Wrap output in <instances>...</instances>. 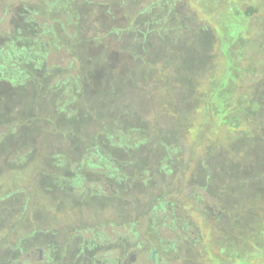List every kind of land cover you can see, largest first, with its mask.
I'll list each match as a JSON object with an SVG mask.
<instances>
[{
	"label": "rangeland",
	"instance_id": "1",
	"mask_svg": "<svg viewBox=\"0 0 264 264\" xmlns=\"http://www.w3.org/2000/svg\"><path fill=\"white\" fill-rule=\"evenodd\" d=\"M64 3L60 15L47 10ZM250 6L246 24L228 15ZM240 30L233 73L228 50ZM6 44L17 47L0 60V264H60L49 240L30 234L41 229L89 241L63 251L62 264H226L224 233L238 224L249 238L264 220L247 203L264 195V0H0V55ZM21 82L18 95L1 85ZM108 131L146 138L118 153L119 136L106 144L112 160L145 168L140 181L114 199L59 194L56 208L59 154L72 152L62 169L71 177L79 153L108 148ZM98 175L88 174L90 190L116 191ZM151 221L153 244L137 246L145 238L131 228Z\"/></svg>",
	"mask_w": 264,
	"mask_h": 264
},
{
	"label": "trees",
	"instance_id": "2",
	"mask_svg": "<svg viewBox=\"0 0 264 264\" xmlns=\"http://www.w3.org/2000/svg\"><path fill=\"white\" fill-rule=\"evenodd\" d=\"M210 3V1H208ZM207 2V3H208ZM206 3V4H207ZM60 5V6H59ZM64 6H61V4L57 5V9L56 10H52L51 7H49V9H47L50 13H58L59 15L62 14L63 12H65L66 10H70L71 7H67V5L64 3ZM253 11L252 10V6H250V8L245 11V14L241 13L240 10L234 12V14L237 15V19L234 17V14H228L229 16H231V18H233L235 21L237 22V20L241 21L242 23H245L248 21V19L252 18L253 16ZM227 15V17H228ZM248 16V19H244ZM56 20V19H55ZM57 21V20H56ZM246 26V25H245ZM246 28V27H245ZM244 28V29H245ZM242 31L240 30L239 34H237V36L235 37L234 40H232V42L229 45V54H230V58H231V69L233 70V73L237 71V69L240 67V62H239V54H235V51H238L236 49L233 48L234 44L237 43L236 41H239L238 38L240 37V35H242ZM235 54V55H234ZM237 78H233L230 81H227V84H233L235 82H237L238 79V74L236 73ZM226 85V84H225ZM224 84L219 88L218 93H222L221 95H223L221 97V103L218 106L220 113H222V120L223 117L226 115L227 111H225L227 109V105H229V94L230 92L228 91L227 93H225L226 90V86ZM225 93V95H224ZM34 101V100H33ZM211 106V105H210ZM216 107V106H215ZM210 109V108H209ZM214 109V108H211ZM221 109H223L221 111ZM220 121V122H224V121ZM129 135H127L125 132H106L105 136H104V140H103V145L108 144V142L114 137V135L119 136L120 140L116 145V149L114 152L113 150H108L111 149L110 145H106L108 148L105 147V149L101 148V149H97V152H92V157L88 160V162L90 163V165L93 167L94 171L91 173H100V175H98L99 177H101V179H103L105 182L109 181V186H113L116 187V191L113 192L112 194H106L105 190L102 191H97V193H95L94 191L92 192V194L96 195V197L93 198H111L114 199L116 197H119L118 195L120 194V192L122 191V188L125 187L128 191H130L134 185L135 182L140 181L139 179H137V177L139 176V174H142L145 171V168H130V167H126L124 165L123 162H120V160H118L117 158L114 160L111 159L110 154L112 152L114 153H118L119 151L122 150V148H124V144L125 141L136 138L133 142L135 147L141 146V144L143 143V141L146 140V138L142 139L141 136H138V133H134L133 131L128 133ZM77 136V135H76ZM146 137V136H145ZM73 141H75L74 144L77 143L78 140H76V137H73ZM107 142V143H106ZM98 147V146H97ZM137 150V149H135ZM110 151H112L110 153ZM113 153V154H114ZM170 155V154H169ZM115 156H117L115 154ZM103 167L105 170L104 172H102L101 170L98 171L96 170V168H101ZM90 173V174H91ZM103 173V174H102ZM88 174L86 173V176ZM134 176V181L133 182H128L127 180L124 181L125 177H131ZM123 182H126L124 184H122ZM107 185V186H108ZM128 185H130V189H128ZM101 193V194H100ZM105 195H104V194ZM91 196V195H90ZM164 197V196H163ZM89 198V197H88ZM87 198V199H88ZM86 200V199H85ZM165 201V200H164ZM131 203H133L135 206L133 208H136L138 204H136L135 201H131ZM153 204V202H151ZM171 203V202H169ZM248 203V208H250L253 212L257 213L260 212L262 215L264 214V195L261 193L259 195H256L255 197L251 198V200H249ZM164 204V202H163ZM172 204V203H171ZM138 209V208H137ZM143 214V213H142ZM242 216H245V212H243ZM242 218H240L241 220ZM263 218H261V221L258 220V222L256 223V230L250 233V237L249 238H245L242 236V234L239 232L240 230L237 228L239 227L238 224H233L232 228L233 231L235 233H233L232 229H229L228 232L224 233V239L223 242L221 243V252L225 253L226 250L229 251V257H227L226 255H222L223 259L225 261L226 264H228L229 261L231 260H235L238 258H243L246 257L248 255H252V258L254 259L252 263H246V264H264V220H262ZM237 220V219H236ZM239 221V219H238ZM237 223V221H236ZM135 226V223L133 224ZM144 228L140 227L138 228H131L134 232L135 235H143V238H145L144 240H142V242H138L137 246L141 247L142 245H144L146 243V239L148 242L153 244V221L148 222V223H143ZM235 225H237V227L235 228ZM133 226V227H134ZM242 227V226H241ZM243 228V227H242ZM240 228V229H242ZM259 230V233L258 232ZM237 230V231H236ZM243 239H248L247 241L250 242V245L253 247V250H248L246 248H243V246H241L240 241ZM163 240L161 239V242ZM196 242H199V238H197ZM222 244L224 246H222ZM125 244L124 242H122L119 245L120 249H124L125 250ZM165 247V246H164ZM167 249V248H166ZM210 249V248H209ZM153 250V249H152ZM63 251H67L65 248L62 249L61 251V256L60 258L57 260L58 263L62 264V255L65 256V254H62ZM220 253V252H218ZM222 253V254H223ZM153 254V251H152ZM218 256V255H217ZM220 259L221 256L219 255ZM262 257V258H261ZM92 264H98V262L96 263L95 261H91ZM114 262L112 261H108L105 264H114ZM243 264V262H241ZM89 264V263H86Z\"/></svg>",
	"mask_w": 264,
	"mask_h": 264
},
{
	"label": "flooded vegetation",
	"instance_id": "3",
	"mask_svg": "<svg viewBox=\"0 0 264 264\" xmlns=\"http://www.w3.org/2000/svg\"><path fill=\"white\" fill-rule=\"evenodd\" d=\"M7 47L10 48V51H12V52H10L8 50L9 54L0 55V60L3 59V58H8V57L12 58L13 56H15V54H14L15 51L14 50H15V48L17 46H15L14 44H8ZM21 48H23V47H21ZM22 57H23V54H22ZM5 72L6 73L8 72L7 71V68L4 69V70H1L0 69V74H2V73L5 74ZM1 85H2V87L4 86V88L7 91H11L12 94H15V95H18L20 90L24 91L23 90L24 89V87H23L24 83L23 82L18 83L17 85H19V86H17V85L14 84L15 86L13 88L6 87L4 84H1ZM15 95H12V97L15 96ZM5 100H7V98ZM5 100H3V101H5ZM8 100H9V98H8ZM1 103H3V102H0V104ZM69 149H71V148H69ZM89 149L90 148H88V150L86 149L84 152L79 153V155L81 157V161H79L78 163L77 162H74L75 167L72 170L73 171V174L71 175V177L69 176L68 178H67L66 175L62 174V172H63L62 169L67 168V166L70 164V161H72L71 159H73V158L68 156V153L69 152L59 154L61 156H60L59 162L56 163V165L59 166L58 167L59 169L56 171V173H54L55 174V178L54 179H55V182H57L55 185L57 186V192H58L57 197H56L57 198L56 200H58V201H56V208H58V203H59V206H60V203H61V199H60V197H58L59 194L62 195L63 197H70V198H72L77 203L78 202H81V203H78V204H82V202L85 201V199H87V197H90V195H93L92 194L93 191L89 189V188H91V183H92L91 181L92 180L89 177H87L88 175L86 176V173L87 174H90L91 172L94 171L93 167L88 162V160L92 157V154H93L92 152L89 153ZM32 153L33 152H28L25 155V158H24V155H20L19 157L23 161H26V160L28 161L29 160V156ZM44 155H45V153H43L42 158L44 157ZM70 155H73L72 152H71ZM96 170H98V171L101 170L102 172H104L105 169L103 167H101V168H96ZM106 183H107L106 184V186H107L109 184V181H107ZM31 199H32L31 198V195L28 193L27 196H26V201H25L26 202V205L27 204L30 205ZM40 212L41 211H36L35 212L36 213V216H39L40 215ZM36 233L39 234L38 237H39L40 240H44V239L45 240H49L47 242V244H49L48 251H54V252L55 251H58L59 252V255L57 256L58 257L57 260L60 258L61 251H62L63 248H65L66 250H69V249H74L75 246L80 245V249L81 250H84V249L85 250H88V247H89L88 246V243H89L88 240H84V242L78 243V241L75 239L76 241L74 242V244L71 243V242H68L66 239L61 240V237H64V236H66V238H67V235H69L68 232L62 233V231L60 232V231L57 230L54 233H49V231H47L46 229L45 230L41 229L39 231L38 230H34L30 234L32 235V234H36ZM52 237H54V238H52ZM56 237H57V239H56ZM34 238L35 237H31L30 240H32ZM51 239L54 240V241L56 239V241H58V242H54L53 241V243L50 244ZM26 241H28V240H26ZM63 241H65V242H63ZM51 248H53V249H51ZM75 248H76L75 250H78V247H75ZM38 250L40 252H43L42 249H38ZM53 260H56V259H53Z\"/></svg>",
	"mask_w": 264,
	"mask_h": 264
}]
</instances>
